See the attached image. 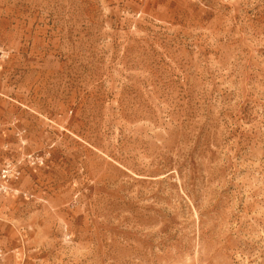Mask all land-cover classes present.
Instances as JSON below:
<instances>
[{"label":"rangeland","instance_id":"rangeland-1","mask_svg":"<svg viewBox=\"0 0 264 264\" xmlns=\"http://www.w3.org/2000/svg\"><path fill=\"white\" fill-rule=\"evenodd\" d=\"M0 264H264V0H0Z\"/></svg>","mask_w":264,"mask_h":264},{"label":"built area","instance_id":"built-area-1","mask_svg":"<svg viewBox=\"0 0 264 264\" xmlns=\"http://www.w3.org/2000/svg\"><path fill=\"white\" fill-rule=\"evenodd\" d=\"M7 169H4L3 173H2V177H5L7 175Z\"/></svg>","mask_w":264,"mask_h":264}]
</instances>
